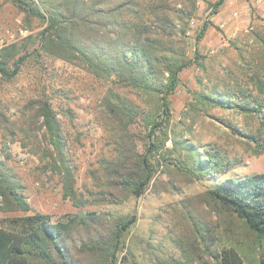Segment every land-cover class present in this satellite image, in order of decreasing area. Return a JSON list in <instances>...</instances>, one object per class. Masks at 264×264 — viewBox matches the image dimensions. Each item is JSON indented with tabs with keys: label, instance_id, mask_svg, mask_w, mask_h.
I'll use <instances>...</instances> for the list:
<instances>
[{
	"label": "rangeland",
	"instance_id": "374dc122",
	"mask_svg": "<svg viewBox=\"0 0 264 264\" xmlns=\"http://www.w3.org/2000/svg\"><path fill=\"white\" fill-rule=\"evenodd\" d=\"M141 1V37L163 40L196 62L182 69L177 88L170 95L168 140L165 150L157 154L156 173L147 190L140 196L128 195L119 203L91 201L75 206L63 196L59 173L30 151L38 141L42 146L48 143L42 136L43 128H39L41 120L33 116L28 103L38 98L49 100L75 167V186L88 196L90 190L97 189L92 170L100 172V157L114 152L113 136L101 120V97L108 86L77 63L34 54L36 35L43 25L10 1L0 0V49L15 44L11 62L28 54L14 78L0 74V154L30 207L28 211L11 210L0 195V225L5 218L33 212L46 213L52 221L86 210L110 216L134 215L136 221L125 237L117 264H153L170 259H179L182 264H216L211 255L214 248L223 246L239 249L245 264H257L264 248L239 219L214 204L207 194L218 179L197 177L183 169L179 160L188 154L183 143L190 142L237 159L228 173L264 171V153H256V142L245 135L256 133L255 118L237 109L210 104L192 109L187 104L199 90L214 86L226 90L236 83L264 98L258 90L260 85L250 78L257 73L264 87V0H225L213 14L208 4L216 0ZM206 19L212 24L196 40ZM114 89L138 109L139 115L143 113L144 103L136 91L120 86ZM125 119L134 134L135 152L144 153L147 139L141 116ZM26 132L31 135L30 142ZM259 136L264 137V132Z\"/></svg>",
	"mask_w": 264,
	"mask_h": 264
},
{
	"label": "trees",
	"instance_id": "16d2710c",
	"mask_svg": "<svg viewBox=\"0 0 264 264\" xmlns=\"http://www.w3.org/2000/svg\"><path fill=\"white\" fill-rule=\"evenodd\" d=\"M20 11L38 19L43 27L36 35L33 53H44L52 59L77 63L96 81L108 86L101 97L102 125L113 136V154L100 157V172L92 170L97 189L84 196L76 188L75 167L70 163L66 142L56 113L48 99L38 98L28 104L33 116L40 119L39 128L47 146L38 142L30 148L39 154L47 167L62 178L63 196L75 206L94 202L119 203L128 195L140 196L153 180L159 162L157 154L165 150L170 119V95L180 81L183 68L196 62L185 52L163 40L141 37L144 7L141 0H8ZM195 3L196 0H191ZM225 0L210 5L217 13ZM212 24L204 20L196 35L200 40ZM15 44L0 49V74L14 78L28 54L11 62ZM264 87L257 73L250 76ZM261 83V84H260ZM220 90L214 86L199 90L187 104L192 109L210 104L224 109H237L258 122L256 133H245L256 142V153H264V98L253 95L241 84ZM114 86L136 91L145 110L126 103ZM143 120L146 146L142 154L134 149V134L125 117ZM30 142L28 132L25 133ZM32 135V137H33ZM258 135V136H257ZM32 140V138H31ZM188 151L180 158L181 167L197 177L217 178L207 190L210 200L228 214L239 219L246 230L264 248V171L247 174L228 173L236 160L219 150L211 152L204 145L183 143ZM167 151H169L167 149ZM0 154V195L11 210L28 211V202L21 195ZM157 162V164H156ZM136 221L131 216H110L94 210L79 211L67 219L52 221L42 212L5 218L0 225V264H117L124 240ZM211 256L216 264H245L239 249L223 246ZM153 264H182L179 259L152 261ZM257 264H264V251Z\"/></svg>",
	"mask_w": 264,
	"mask_h": 264
},
{
	"label": "built area",
	"instance_id": "2783aa9c",
	"mask_svg": "<svg viewBox=\"0 0 264 264\" xmlns=\"http://www.w3.org/2000/svg\"><path fill=\"white\" fill-rule=\"evenodd\" d=\"M22 31H25V30H22Z\"/></svg>",
	"mask_w": 264,
	"mask_h": 264
}]
</instances>
